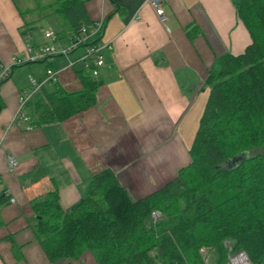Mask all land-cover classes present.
Listing matches in <instances>:
<instances>
[{
	"label": "crops",
	"instance_id": "obj_1",
	"mask_svg": "<svg viewBox=\"0 0 264 264\" xmlns=\"http://www.w3.org/2000/svg\"><path fill=\"white\" fill-rule=\"evenodd\" d=\"M13 1L0 0L1 65L27 47L49 43L45 29L58 32L57 50L69 44L72 32L63 18L43 32L34 30L40 13L25 20ZM83 6L93 26L101 23L95 104L60 121H13L20 98L33 100L41 85L66 92L82 88L78 71L90 73L95 60L84 45L50 61L14 66L0 83V264H51L34 234L32 205L52 192L66 210L104 168L135 198L172 179L190 161L209 92L205 78L215 59L240 54L251 41L233 0H162L163 23L147 0H83ZM49 12L42 18L56 16ZM47 68L56 82L47 80ZM9 156L16 160L12 167ZM73 264L96 263L84 252Z\"/></svg>",
	"mask_w": 264,
	"mask_h": 264
},
{
	"label": "trees",
	"instance_id": "obj_2",
	"mask_svg": "<svg viewBox=\"0 0 264 264\" xmlns=\"http://www.w3.org/2000/svg\"><path fill=\"white\" fill-rule=\"evenodd\" d=\"M233 5L251 41L240 54L217 57L209 70L189 163L140 198L104 168L68 209L59 207L55 192L34 203V234L51 264H73L84 252L96 264H205L202 247L206 264H226V241L232 251L243 250L252 263L264 264V0ZM46 6L69 24L70 42L82 27L94 28L83 0H49ZM98 37L88 36L79 46L97 45ZM78 75L77 91L41 85L23 105L30 123L64 120L95 104L101 82L91 72ZM239 153L245 158L230 162ZM154 210L162 214L155 222Z\"/></svg>",
	"mask_w": 264,
	"mask_h": 264
},
{
	"label": "built area",
	"instance_id": "obj_3",
	"mask_svg": "<svg viewBox=\"0 0 264 264\" xmlns=\"http://www.w3.org/2000/svg\"><path fill=\"white\" fill-rule=\"evenodd\" d=\"M148 4L151 6V8L154 10L157 18L160 22H164L166 19L165 12L162 7V0H147ZM101 23L98 22L93 29L87 31L85 27L81 28L80 35L75 38V40L69 42V44L60 50H57L53 44V42L56 40V34L52 29H45L44 30V37L48 39L50 42L41 46L36 47H27L24 52L19 55L15 56L11 59V62L6 65L0 64V82L4 81L8 75L11 72V69L13 66L19 65L24 62H36L39 60H51L54 55L57 54H67L72 49H75L79 46V44H82L85 42L86 38L88 36L94 35L97 33V31L100 29ZM86 55L87 56H94L95 60L93 62L94 67L90 69V72L93 76L98 75V69L97 67L103 64V60L100 56V45H93V46H86ZM46 78L47 80H50L52 82H56L57 76L54 70L47 68L46 69ZM31 83L33 86V89L36 90L39 87V83L34 79L31 78ZM29 96H23L19 100V108L17 110V113L13 119L15 123L19 122H26L29 123V117L23 112L22 108L24 103L27 101ZM30 124H27V127H29ZM7 162L9 167H12L16 160L13 156L7 157ZM159 215V211L154 210L151 212V217L153 218V221L157 219V216ZM225 246L227 247L228 254H227V263L226 264H254L250 261L247 254L243 250L238 251H232V247L228 241L225 242ZM200 254L202 255V259L205 263L208 261V255L206 248L202 247L199 250Z\"/></svg>",
	"mask_w": 264,
	"mask_h": 264
},
{
	"label": "rangeland",
	"instance_id": "obj_4",
	"mask_svg": "<svg viewBox=\"0 0 264 264\" xmlns=\"http://www.w3.org/2000/svg\"><path fill=\"white\" fill-rule=\"evenodd\" d=\"M13 2L15 3V5L17 6L18 9H20L21 11H24L23 15L25 17V20H29V18H31V16H32L31 14H33V11L40 13L39 17H37L35 19L36 23L34 22V26H33L34 30H37V31L40 30L43 32V30L46 27H49V28L55 27L54 20L58 18L57 16L52 17L53 15H51L52 19H50V20L48 18L47 19L42 18L43 15L48 14V10L51 12L50 8L48 6H46V4L48 3L47 0H41V1H39V0H14ZM42 4H45V7H42L41 6ZM28 8H34V9L32 11H28ZM61 22H63L65 25H67V21L65 19H63V20L61 19ZM62 31L64 33L66 31V29H63ZM196 126H198V125L196 124ZM196 126H195V128H196ZM161 217H162V214L159 211V215L157 216V220H159ZM62 261H63V263L64 262L66 263L67 260L63 259ZM210 264H212V263L210 262Z\"/></svg>",
	"mask_w": 264,
	"mask_h": 264
},
{
	"label": "water",
	"instance_id": "obj_5",
	"mask_svg": "<svg viewBox=\"0 0 264 264\" xmlns=\"http://www.w3.org/2000/svg\"><path fill=\"white\" fill-rule=\"evenodd\" d=\"M243 158H245V154L244 153H239L236 156H234L232 159H230V162L236 163V162L240 161Z\"/></svg>",
	"mask_w": 264,
	"mask_h": 264
}]
</instances>
